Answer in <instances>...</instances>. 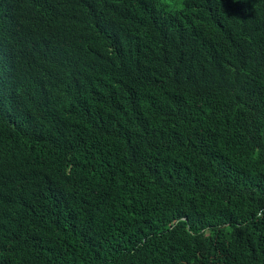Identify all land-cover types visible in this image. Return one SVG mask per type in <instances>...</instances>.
I'll list each match as a JSON object with an SVG mask.
<instances>
[{"label":"trees","instance_id":"trees-1","mask_svg":"<svg viewBox=\"0 0 264 264\" xmlns=\"http://www.w3.org/2000/svg\"><path fill=\"white\" fill-rule=\"evenodd\" d=\"M0 264H264V0H0Z\"/></svg>","mask_w":264,"mask_h":264}]
</instances>
